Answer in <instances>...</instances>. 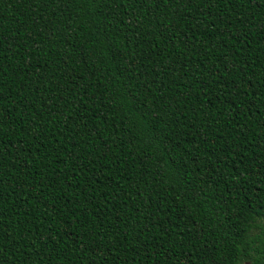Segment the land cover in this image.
I'll use <instances>...</instances> for the list:
<instances>
[{
	"label": "trees",
	"instance_id": "trees-1",
	"mask_svg": "<svg viewBox=\"0 0 264 264\" xmlns=\"http://www.w3.org/2000/svg\"><path fill=\"white\" fill-rule=\"evenodd\" d=\"M264 0H0V264H264Z\"/></svg>",
	"mask_w": 264,
	"mask_h": 264
},
{
	"label": "rangeland",
	"instance_id": "rangeland-1",
	"mask_svg": "<svg viewBox=\"0 0 264 264\" xmlns=\"http://www.w3.org/2000/svg\"><path fill=\"white\" fill-rule=\"evenodd\" d=\"M247 223H248V229L251 232H256L260 228L264 227V217H262L261 215H258V213H254L250 217Z\"/></svg>",
	"mask_w": 264,
	"mask_h": 264
},
{
	"label": "snow or ice",
	"instance_id": "snow-or-ice-1",
	"mask_svg": "<svg viewBox=\"0 0 264 264\" xmlns=\"http://www.w3.org/2000/svg\"><path fill=\"white\" fill-rule=\"evenodd\" d=\"M257 3L259 4V0H257Z\"/></svg>",
	"mask_w": 264,
	"mask_h": 264
}]
</instances>
